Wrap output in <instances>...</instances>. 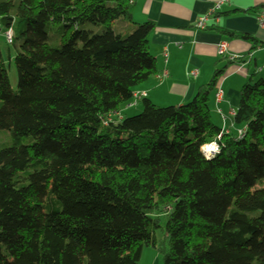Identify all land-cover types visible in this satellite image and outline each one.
<instances>
[{"label": "trees", "instance_id": "16d2710c", "mask_svg": "<svg viewBox=\"0 0 264 264\" xmlns=\"http://www.w3.org/2000/svg\"><path fill=\"white\" fill-rule=\"evenodd\" d=\"M154 29L131 0H0L18 41L16 91L0 45V131L34 137L0 150V264H140L144 247L162 264H264V78L241 90L242 139L211 116L223 70L184 105L144 98L105 125L156 74Z\"/></svg>", "mask_w": 264, "mask_h": 264}, {"label": "crops", "instance_id": "0c3cea01", "mask_svg": "<svg viewBox=\"0 0 264 264\" xmlns=\"http://www.w3.org/2000/svg\"><path fill=\"white\" fill-rule=\"evenodd\" d=\"M131 1L135 23L151 21L155 24L149 36V49L156 59L157 68L156 74L137 86L134 94H146V99L156 106L184 105L211 81L217 70H223L210 96L211 116L225 133L236 135L241 127L234 122L235 115L232 112L236 113L239 107L242 88L259 80L258 75H264V47L259 46L253 50L254 42L233 37L228 32L247 34L258 43H264V28L257 20L259 13L264 11V0L225 2L218 12L219 22H212L203 31L195 28V21L209 13L222 0ZM221 42L228 44L225 56L218 54ZM0 45L6 63L11 62L13 57L9 53L6 56ZM230 57H240L243 61L230 63ZM163 71H168V76L159 81L156 75ZM195 71L197 74L193 75ZM218 89L223 91L220 102L216 100ZM141 101L132 108L122 110L121 107L120 116L114 118L120 121L130 116V112L131 115L139 113L143 109ZM219 110L226 120L219 114ZM145 252L143 249L140 264H161L155 251H147L151 261H145L148 254Z\"/></svg>", "mask_w": 264, "mask_h": 264}, {"label": "built area", "instance_id": "2783aa9c", "mask_svg": "<svg viewBox=\"0 0 264 264\" xmlns=\"http://www.w3.org/2000/svg\"><path fill=\"white\" fill-rule=\"evenodd\" d=\"M229 0H222V1H219L217 2L213 7L212 9L209 11V13H207L205 16H202L200 18H198L195 23H194V26L196 29L198 30H206L209 28V26L212 24V22H219V16H218V12L219 10L221 9L222 5L225 3V2H228ZM257 20L260 24V26L262 28H264V11H261L257 17ZM4 39H5V42L8 46H11L13 44V40H14V33L12 30H8L5 34H4ZM227 50H228V44L227 42H221L219 45H218V54L219 56H225L227 54ZM231 62H238L240 61V57H230L229 58ZM197 74V71L193 72V75H196ZM168 76V71H163L161 74H157L156 75V78L159 80V81H162L164 78H166ZM146 98V94H134L133 95V98L131 101L127 102L125 104V107L126 109L128 108H132L134 107L138 101H141L142 99ZM223 99V91L221 89H218L217 92H216V100L217 102H220L222 101ZM219 114L222 115V112L221 110L218 111ZM120 113H116L114 116H111L109 117L106 121H105V125H108V123L110 121H112V119L117 116L119 117L120 116ZM232 115L234 116L235 113L232 112ZM223 116V115H222ZM121 119V117L119 118ZM223 119L226 120V118L223 116ZM229 132L225 133V131L222 130V134H228ZM221 135L218 136V138H221ZM246 134V128H242V129H239L237 131V138L238 139H242ZM202 151L203 153L206 155V157H213L215 155H217L219 152H220V146L218 144L217 141H214L210 144H207L205 146L202 147Z\"/></svg>", "mask_w": 264, "mask_h": 264}, {"label": "rangeland", "instance_id": "374dc122", "mask_svg": "<svg viewBox=\"0 0 264 264\" xmlns=\"http://www.w3.org/2000/svg\"><path fill=\"white\" fill-rule=\"evenodd\" d=\"M140 24H142V23H140ZM117 27L118 26H116V29H117ZM0 43L2 44V47H3V50H4L5 54H6V56L9 53L10 56L13 57V59L11 60V62L7 61L6 67H7L8 73H9V78H10V81H11L12 88H13L14 91H16L18 89V76H17V72H16L14 57L16 55V47L18 46V41L15 40V45L8 46L6 44L3 36L0 35ZM258 77L259 78H264V75H258ZM259 78H257V79H259ZM158 107H161V106H158ZM124 108L126 109L125 105L122 106V110ZM140 112L141 111H139V113ZM139 113H137V114H139ZM131 114L132 113L130 112V114H128V115L133 116ZM33 141H34V137L31 136V135L22 137L19 140L15 141L9 131H7V130L0 131V150L3 149V148H5V147H9V146H11L12 144H15V143L17 145H30ZM161 218H162L163 222L166 221V217L165 216H162ZM157 235L160 238L161 237V232L159 231L157 233ZM144 251H146L145 253H148L147 251H149V252L155 251L156 254L160 257L161 264L163 263L162 256L153 247H144ZM150 256L151 255L148 253L146 255V257H145V261H147V260L151 261ZM146 264H147V262H146Z\"/></svg>", "mask_w": 264, "mask_h": 264}]
</instances>
